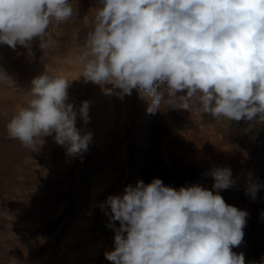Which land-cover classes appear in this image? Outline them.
<instances>
[{
	"label": "clouds",
	"instance_id": "9594fccd",
	"mask_svg": "<svg viewBox=\"0 0 264 264\" xmlns=\"http://www.w3.org/2000/svg\"><path fill=\"white\" fill-rule=\"evenodd\" d=\"M82 51L75 61L85 82L123 98L133 89L148 99L147 113L162 105L209 115L227 129L233 121L264 123V0H96ZM70 0H0V45L13 50L39 41L71 19ZM0 68V82L8 80ZM70 82L43 72L31 80L25 104L6 125L10 138L31 151L53 136L76 157L92 133L89 102L68 103ZM110 85V87H107ZM212 190L200 184L165 185L159 178L128 185L99 204L114 231L111 264H245L234 252L244 242L249 213L226 203L221 190L235 184L229 167L210 170ZM264 187L249 179L246 194ZM119 222V226L116 223ZM260 264H264L261 261Z\"/></svg>",
	"mask_w": 264,
	"mask_h": 264
},
{
	"label": "rangeland",
	"instance_id": "374dc122",
	"mask_svg": "<svg viewBox=\"0 0 264 264\" xmlns=\"http://www.w3.org/2000/svg\"><path fill=\"white\" fill-rule=\"evenodd\" d=\"M70 2L74 10H77V14H74L68 21L59 24L54 23L49 28L51 39L46 49H40L39 41L36 39L31 42L30 47L27 49L17 45V48L13 50L7 45H0V68H2L9 77V80L0 82V162L7 161V164L2 167L3 169L0 168V221H2L0 222V264H111L110 261L105 259L104 253L114 248L115 233L112 228L108 226L109 217L106 216L99 207V204L104 202L107 196L122 195L126 186L131 185L135 187L140 180L147 184L150 183L153 178H159L165 185L176 188L192 184H200L202 186L203 184V187L212 190L213 179L209 174V164L213 160V163H215L214 166L216 167L223 158H225V162L222 161L223 163L221 162L222 164H219L218 167H220V165L221 167H226L228 161L229 164L227 163V165L229 167L231 164V170L234 172V174L232 173V175H234L233 179L235 178L234 180L236 182L232 188L221 190L220 195L223 196L226 203L249 213L247 224L244 229V242L240 247L234 248L233 251L237 253L242 252L244 254L245 264H260L261 261H264V187L260 188L255 198L246 194V188L249 179L264 184V123L245 120L239 122L233 121L230 126L225 129L222 125L223 122L214 120L207 114L201 116L191 115L185 110L168 109L167 105H162L161 110L158 111L160 114L157 112L155 114H149L146 111L148 106L147 97L136 89H133L131 95H127L129 98L124 96L122 98L123 100L112 95L113 104L108 106L106 104V94H102L104 92L100 87L101 93L99 89H97L98 97H95L93 96L95 94L91 91L94 84L91 82H89L91 84L86 83L83 77L81 79L78 77L79 73L81 76L82 69L81 66L74 61L77 53L82 51V45L84 44L86 34L91 27L90 22H86L84 17L79 18L78 16L80 14H86L88 15V17L86 16L87 18L94 17L97 2L96 0H70ZM88 21H91V19H88ZM79 30L82 31V33H80ZM51 51L54 53H51ZM59 51L60 54H58ZM75 52L76 55L74 54ZM54 55L56 56L55 58ZM68 56L74 59L73 62L72 59H70L71 61L69 60ZM59 58H61V60H59ZM67 59L71 63H69ZM77 69H79V71ZM56 71L62 72H58L57 74ZM43 72H47L51 75L57 74L56 76H61L60 74L62 73V76L69 80L71 86L69 85L68 88L69 98L67 102L72 103L73 101L76 103L79 101L78 106H76L77 103H72L76 109H79L81 105L82 101L80 100H83L82 98L85 96L83 100L85 101L88 97L89 117L91 119H89L87 124L79 119V115H77L78 118L76 119V125L82 134L91 132V141L96 140L95 142L92 141V144L90 142L88 146L89 149L86 152L87 155L83 153L76 157L68 156L65 147L55 142L54 134L53 136L44 137L43 139L45 142L37 151H31L23 147L20 142L18 143L15 139L9 137L6 128L7 123L14 115L15 110L19 106L25 104L27 99L25 92L29 90L31 80ZM69 72H76V74L73 73V75ZM77 72L79 73L77 74ZM69 74H72V76ZM78 79L80 80L77 81ZM79 82L83 84L80 85ZM84 83L87 85L89 84L88 87L87 85L85 86ZM77 84L81 87L84 85V88L82 87V89H80L81 87ZM107 87H110V85ZM80 92L82 93L80 94ZM70 93L72 94L70 95ZM88 94L92 95V97L90 95L88 96ZM93 105H95V107ZM167 109L168 111L170 110L169 114ZM126 110L129 114H127L128 112H126ZM163 112L166 113L164 114ZM92 113H94V115ZM112 113L115 116H113ZM184 115L186 118L188 117L187 120ZM182 116L184 118H182ZM162 117H164V119ZM177 117H179L180 120H178L179 118ZM126 119L128 120L126 121ZM181 119H184V122H181ZM102 120L104 124L98 126L99 121ZM156 120H160V122L157 121V124V122H155ZM161 120H163V122ZM201 121L206 122L202 123ZM77 122H80V125ZM170 123L171 126H169ZM199 125H202L203 129L199 127ZM165 126L168 127V129ZM183 127L188 129L182 130L185 129ZM198 127L199 130L197 129ZM212 127L215 128V130ZM209 128H211V130ZM176 130L177 132L182 130V133H184L183 136L182 133L179 134ZM194 131L204 134L203 136L202 134L201 136L200 134H195L194 137ZM172 132L177 133L176 136L178 137L173 140L174 142L171 141ZM212 132L216 135L214 134L213 136ZM110 133L112 135L114 134L113 136L115 137H111L112 135ZM180 136L183 139L181 141ZM108 138H110V140ZM164 138L165 140L162 142ZM123 139L125 140L123 141ZM189 139L190 141L193 140L192 143ZM196 139L198 141L200 139V143L198 141L194 142ZM213 140L216 141L214 142ZM224 140L226 141L224 142ZM179 143L181 145H179ZM185 143L186 146L189 147H186ZM201 144L203 146L207 144L208 147L207 145L202 147ZM18 145L23 147V151L20 152V154H18L19 152L17 153ZM190 146L192 149L195 147L199 149L197 150L195 148L192 150ZM164 147L165 150H163ZM171 148L173 150H171ZM122 149L123 153L121 154ZM200 149H202L204 153L206 152V155L204 154L203 156L202 150ZM216 149L219 150L217 151ZM167 150L170 152H167ZM212 150L216 152L215 155L211 153L213 152ZM12 151L16 153L14 154ZM190 152L193 154L201 153L200 155L205 157H202L204 164H201V161H190L188 156L191 155ZM217 152H219L220 155ZM226 152L227 154H225ZM118 154H120V156H117ZM167 154L169 156H167ZM83 155L85 156L83 157ZM213 155L218 156L214 157ZM239 155L240 157H238ZM183 157L185 158L182 159ZM8 158H10V160H8ZM119 158L123 160L121 161ZM167 158L169 159L166 162ZM213 158H216V160ZM230 159L235 161L231 162ZM208 160H210L209 163ZM157 162L159 164H157ZM163 163L166 166L163 165ZM79 164H81V166ZM87 164H89V166ZM108 164L110 165L108 166ZM168 165L172 167L170 168ZM167 166L170 169H168ZM240 166L241 173L238 169ZM242 166L245 168H242ZM159 168L160 170H158ZM85 169L89 170L86 171ZM236 175L240 177H238L239 180L236 179ZM114 223H116L117 227L119 226V222Z\"/></svg>",
	"mask_w": 264,
	"mask_h": 264
},
{
	"label": "bare ground",
	"instance_id": "6f19581e",
	"mask_svg": "<svg viewBox=\"0 0 264 264\" xmlns=\"http://www.w3.org/2000/svg\"><path fill=\"white\" fill-rule=\"evenodd\" d=\"M87 2H88V1H87ZM90 5H91V4H90ZM82 12H83V11H82ZM84 13H85V12H84ZM94 13H95V12H94ZM85 16L88 17V15H86V14H80L78 17L80 18V17H85ZM92 18H93V17H90V18H88V19H92ZM75 19H76V18H75ZM76 21H77V20H76ZM80 21H81V19H80ZM82 21H83V20H82ZM78 26H79V25H78ZM80 30H81V29H80ZM80 30H79V32L82 33V31H80ZM82 30H83V29H82ZM83 32H84V31H83ZM84 36H85V35H84ZM84 36H83V37H84ZM82 39H83V38H82ZM76 40H77V39H76ZM77 43H79V42H77ZM69 44H70V43H69ZM82 44H83V43H82ZM61 45H62V44H61ZM67 46H68V44H67ZM1 48H2V47H1ZM1 50H2V49H1ZM6 50H7V49H6ZM53 50H54V49H53ZM11 51H12V50H11ZM73 51H74V50H73ZM78 51H79V49H78ZM2 52H3V51H2ZM55 52H56V50H55ZM68 52H69V51H68ZM79 52H80V51H79ZM51 53H54V52L51 51ZM58 54H60V51H59ZM66 54H68V53H66ZM74 54L76 55V52H75ZM77 54H78V53H77ZM25 56H26V55H25ZM62 56H63V55H62ZM62 56H61V57H62ZM70 56H71V55H70ZM55 57H56V56L54 55V58H55ZM68 57H69V56H68ZM62 58H63V57H62ZM70 59H72V57H71V58L69 57V60H70ZM0 60H1V59H0ZM57 60H58V58H57ZM59 60H61V58H59ZM73 60H74V59H72V62H73ZM28 61H29V60H28ZM54 61H55V60H54ZM67 61H68V59H67ZM70 61H71V60H70ZM74 61H75V60H74ZM65 62H66V61H65ZM68 62H69V61H68ZM68 62H67V63H68ZM4 63H5V61H4ZM69 63H71V62H69ZM69 63H68V64H69ZM74 63H75V62H74ZM59 64H60V63H59ZM76 64H77V63H76ZM61 65H62V64H61ZM64 65H65V64H64ZM66 65H67V64H66ZM66 65H65V66H66ZM49 66H50V64H49ZM54 66H55V65H54ZM59 66H60V65H59ZM67 66H68V65H67ZM70 66H71V65H70ZM73 66H75V65H73ZM76 66H78V65H76ZM79 66H80V65H79ZM50 67H51V66H50ZM32 68H33V67H32ZM70 68H71V67H70ZM77 68H78V67H77ZM79 68H80V67H79ZM81 69H82V68H81ZM5 70H6V69H5ZM73 70L76 71L75 69H73ZM77 70L79 71V69H77ZM63 71H64V70H63ZM70 71H72V70H70ZM80 71H81V70H80ZM28 72H29V71H28ZM53 72H54V70H53ZM56 72H57V74H58V72H62V71H56ZM66 72H67V70H66ZM69 73H72V72H69ZM73 73L76 74V72H73ZM73 73H72V74H73ZM78 73H79V72H77V74H78ZM19 74H20V73H19ZM54 74H55V73H54ZM57 74H56V75H57ZM59 74H60V73H59ZM72 74H69V75L72 76ZM74 74H73V75H74ZM81 74H82V72H81ZM10 75H12V74H10ZM60 75L62 76V73H61ZM65 76H67V75H65ZM77 76H78V75H77ZM77 76H75V77H77ZM73 77H74V76H73ZM78 77H80V79L82 78V76H80V73H79V76H78ZM11 78H12V77H11ZM13 79H14V77H13ZM72 79H75V78H72ZM80 79H78L77 81H79ZM8 80H9V79H8ZM14 80H15V79H14ZM21 80H22V79H21ZM30 80H31V79H30ZM70 80H71V79H70ZM12 81H13V80H12ZM17 81H18V80H17ZM68 81H69V80H68ZM74 81H76V80H74ZM77 81H76V82H77ZM82 81H83V79H82ZM9 82H10V81H9ZM84 82H85V81H84ZM30 83H31V82H30ZM77 83H78V82H77ZM79 83H80V82H79ZM86 83H89V82H86ZM86 83H84L85 86L87 85ZM91 83H92V82H91ZM91 83H89V84H91ZM7 84H8V83H7ZM82 84H83V83H82ZM82 84L80 83V85H82ZM89 84H88V85H89ZM92 84H94V83H92ZM74 85H75V84H74ZM77 85H79V84H77ZM77 85H76V87H77ZM80 85H79V87H81ZM84 85L82 86L83 88H84ZM88 85H87V87H88ZM8 86H9V85H8ZM70 86H71V85H70ZM92 86H93V85H92ZM108 86H109V85H108ZM26 87H27V86H26ZM74 87H75V86H74ZM74 87H73V88H74ZM82 87H81L80 89H82ZM99 87H100L99 85L94 84V86H93V88H92V90H91V91L93 92V94H95V95H93V96L98 97L97 89H99ZM77 88H78V87H77ZM100 88H101V87H100ZM17 89H18V88H17ZM87 90H88V89H87ZM21 91H23V90H21ZM89 91H90V90H89ZM89 91H88V92H89ZM99 91H100V93H101V90H100V89H99ZM92 92H91V94H92ZM81 93H82V92H80V94H81ZM71 94H72V93H70V95H71ZM77 94H79V93H77ZM102 94H104V93H102ZM102 94H101V95H102ZM131 94H132V93H131ZM70 95H69V96H70ZM75 95H76V94H75ZM75 95H74V96H75ZM89 95H90V94H88V96H89ZM101 95H100V96H101ZM74 96H73V97H74ZM77 96H78V95H77ZM90 96L92 97V95H90ZM103 96H104V95H103ZM126 96H127V95H126ZM128 96H129V95H128ZM128 96H127V97H128ZM82 97H83V96H82ZM82 97H81V98H82ZM106 97H107V98H106V104H107L108 106H111V105L113 104L112 95H106ZM130 97H131V96H130ZM71 98H72V97H71ZM74 98H75V97H74ZM79 98H80V96H79ZM79 98H78V100H79ZM87 98H88V97H87ZM87 98H86V100H87ZM101 98H102V97H101ZM128 98H129V97H128ZM133 98H134V97H133ZM143 98H144V97H143ZM82 99L84 100V99H85V96H84V98H82ZM118 99H120V98H118ZM125 99H126V98H125ZM130 99H131V98H130ZM134 99H136V98H134ZM83 100H80V101H83ZM103 100H104V98H103ZM115 100H116V99H115ZM122 100H123V99H122ZM122 100H121V101H122ZM127 100H129V99H127ZM127 100H126V101H127ZM131 100H132V99H131ZM71 101H72V100H71ZM96 101H97V100H96ZM101 101H102V100H101ZM126 101H124V102L127 103ZM69 102H70V101H69ZM78 102H79V101H78ZM78 102H76V103H77V104H76L75 102L72 101V103H73V104L75 103L76 106H78ZM122 102H123V101H122ZM122 102H118V103H122ZM129 102H130V101H129ZM97 103H98V102H97ZM79 104H80V103H79ZM92 104H94V103H92ZM123 104H124V103H123ZM123 104H122V105H123ZM101 105H102V104H101ZM128 105H129V104H128ZM93 106L95 107V105H93ZM108 106H107V107H108ZM130 106H131V105H130ZM114 107H115V106H114ZM114 107H113V108H114ZM121 107H123V106H121ZM98 108H99V107H98ZM98 108H97V109H98ZM131 108H132V107H131ZM167 108H168V107H167ZM91 109H92V108H91ZM127 109H128V108H127ZM168 109H169V108H168ZM168 109H167V112H168V114H169V111H170V110L168 111ZM170 109H171V108H170ZM77 110H78V109H77ZM94 110H95V108H94ZM99 110H100V109H99ZM116 110H117V109H116ZM131 110H133V109H131ZM175 110H178V109H175ZM90 111H91V110H90ZM129 111H130V110H129ZM92 112H93V111H92ZM102 112H103V111H102ZM126 112H128V111L126 110ZM126 112H125V113H126ZM133 112H134V111H133ZM175 112H177V111H175ZM110 113H111V112H110ZM117 113H118V112H117ZM123 113H124V112H123ZM157 113H158V112H157ZM163 113L165 114L166 112H163ZM172 113H173V112H172ZM177 113H178V112H177ZM183 113H184V112H183ZM183 113H182V115H183ZM92 114L94 115V113H92ZM112 114H113V113H112ZM127 114H129V112H128ZM130 114H131V113H130ZM158 114H160V113H158ZM186 114H187V113H186ZM110 115H111V114H110ZM124 115H125V114H124ZM132 115H133V114H132ZM132 115H131V116H132ZM175 115H176V114H175ZM187 115H188V114H187ZM191 115H192V114H191ZM111 116H112V115H111ZM113 116H115V115L113 114ZM157 116H158V115H157ZM164 116H165V115H164ZM179 116H180V115H179ZM208 116H209V115H208ZM94 117H95V116H94ZM125 117H126V116H125ZM180 117H181V116H180ZM184 117H185V115H184ZM184 117L182 116V118H184ZM192 117H193V116H192ZM77 118H78V116H77ZM110 118H111V117H110ZM115 118H116V117H115ZM123 118H124V117H123ZM126 118H127V117H126ZM133 118H134V117H133ZM162 118L164 119V117H162ZM166 118H167V117H166ZM166 118H165V119H166ZM170 118H171V117H170ZM177 118H179V117H177ZM185 118H186V117H185ZM194 118H195V117H194ZM79 119H80V118H79ZM90 119H91V118H90ZM113 119H114V118H113ZM167 119H168V118H167ZM172 119H173V118H172ZM174 119H175V118H174ZM187 119H188V117L186 118V120H187ZM191 119H192V118H191ZM191 119H190V120H191ZM198 119H199V118H198ZM95 120H96V119H95ZM127 120H128V119H126V121H127ZM178 120H180V118H179ZM181 120H182V119H181ZM183 120H184V119H183ZM183 120H182L181 122H184ZM194 120H195V119H194ZM196 120H197V119H196ZM206 120H207V119H206ZM76 121H77V120H76ZM92 121H93V120H92ZM104 121H105V120H104ZM117 121H118V120H117ZM124 121H125V120H124ZM132 121H133V120H132ZM132 121H131V124H132ZM157 121H158V120H156L155 122H157ZM161 121L163 122V120H161ZM166 121H167V120H166ZM166 121H164V122H166ZM88 122H89V121H88ZM105 122H106V121H105ZM111 122H112V121H111ZM111 122H110V123H111ZM114 122H115V121H114ZM122 122H123V121H122ZM158 122H160V120H159ZM158 122H157V124H158ZM162 122H161V123H162ZM177 122H178V121H177ZM194 122H195V121H194ZM194 122H193V123H194ZM201 122H202V121H201ZM205 122H206V121H205ZM205 122L203 121L202 123H205ZM207 122H208V121H207ZM209 122H210V121H209ZM211 122H212V120H211ZM219 122H220V121H219ZM77 123H78V122H77ZM82 123H83V122H82ZM92 123H93V122H92ZM96 123H97V122H96ZM108 123H109V122H108ZM168 123H169V122H168ZM173 123H175V122H173ZM187 123H188V122H187ZM196 123H197V122H196ZM202 123H201V124H202ZM78 124L80 125V122H79ZM100 124H101V125L104 124L103 120H102V121H99L98 126H99ZM118 124H119V122H118ZM155 124H156V123H155ZM162 124H163V123H162ZM165 124H166V123H165ZM175 124H176V123H175ZM177 124H178V123H177ZM179 124H180V121H179ZM94 125H96V124H94ZM111 125H112V124H111ZM121 125H122V124H121ZM166 125H167V124H166ZM184 125H185V124H184ZM203 125H204V124H203ZM207 125H208V124H207ZM222 125H223V124H222ZM103 126H105V125H103ZM125 126H126V124H125ZM130 126H131V125H130ZM161 126H162V125H161ZM161 126H160V127H161ZM169 126H171V123L169 124ZM185 126H186V125H185ZM190 126H191V125H190ZM190 126H187V127H190ZM192 126H193V124H192ZM76 127H77V125H76ZM109 127H110V126H109ZM165 127H166V126H165ZM176 127H177V126H176ZM180 127H181V126H180ZM199 127H202V125H201V126L199 125ZM199 127L197 128L198 130H199ZM206 127H207V126H206ZM208 127H209V126H208ZM77 128H78V127H77ZM83 128H84V127H83ZM83 128H82V129H83ZM88 128H89V127H88ZM96 128H97V127H96ZM114 128H115V127H114ZM129 128H130V127H129ZM161 128H162V127H161ZM166 128L168 129V127H166ZM169 128H171V127H169ZM172 128H175V127H172ZM183 128H185V127H183ZM212 128H213V127H212ZM224 128H225V127H224ZM90 129H91V127H90ZM94 129H95V128H94ZM94 129H93V130H94ZM99 129H100V127H99ZM105 129H106V128H105ZM126 129H127V128H126ZM130 129H131V128H130ZM162 129H163V128H162ZM176 129H178V128H176ZM186 129H188V128H185V129H182V130H186ZM202 129H203V127H202ZM202 129H201V130H202ZM209 129L211 130V128H209ZM213 129L215 130V128H213ZM110 130H112V129H110ZM113 130H114V129H113ZM123 130H124V129H123ZM154 130H155V129H154ZM178 130H180V129H178ZM182 130H181L180 132L178 131L179 134L182 133ZM82 131H83V130H82ZM87 131H88V129H87ZM91 131H92V129H91ZM108 131H109V130H108ZM116 131H117V130H116ZM162 131H163V130H162ZM170 131H171V129H170ZM170 131H169V132H170ZM172 131H175V130H172ZM208 131H209V130H208ZM216 131H217V130H216ZM216 131H214V132H216ZM83 132H84V131H83ZM96 132H97V131H96ZM100 132H101V131H100ZM158 132H159V131H158ZM165 132H166V131H165ZM176 132H177V130H176ZM178 132H177V133H178ZM194 132H195V131H194ZM81 133H82V132H81ZM112 133H113V132H112ZM123 133H124V132H123ZM177 133H175V132H172V133H171V141H172V142H174L173 140H175L176 138H178V137L176 136ZM210 133H211V132H210ZM110 134H111V133H110ZM125 134H126V133H125ZM127 134H128V133H127ZM164 134H165V133H164ZM179 134H178V135H179ZM183 134H184V133H182V136H183ZM190 134H191V133H190ZM193 134H194V137H195V134H198V135L200 134V136H201L202 133H201V132H200V133L195 132V133H193ZM203 134H204V133H203ZM203 134H202V136H203ZM206 134H207V133H206ZM206 134H205V136H206ZM212 134H213V136H214L215 133L212 132ZM111 135H112V134H111ZM113 135H114V134H113ZM113 135H112L111 137H115V136H113ZM132 135H133V134H132ZM158 135H159V134H158ZM160 135H161V134H160ZM186 135H187V134H186ZM215 135H216V134H215ZM93 136H94V134H93ZM100 136H101V133H100ZM123 136H124V135H123ZM190 136H192V135H190ZM213 136H211V137H213ZM218 136H219V135H218ZM96 137H97V136H96ZM98 137H99V136H98ZM128 137H129V136H128ZM132 137H133V136H132ZM155 137H156V136H155ZM162 137H163V136H162ZM165 137H166V136H165ZM211 137H210V138H211ZM216 137H217V136H216ZM93 138H94V137H93ZM99 138H100V137H99ZM101 138H102V137H101ZM126 138H127V137H126ZM126 138H125V139H126ZM180 138H181V139H180ZM180 138H179L180 141L183 140L181 136H180ZM191 138H192V137H191ZM197 138H198V137H197ZM207 138H208V136H207ZM217 138H218V137H217ZM108 139L110 140V138H108ZM118 139H119V138H118ZM118 139H115V140H118ZM120 139H121V137H120ZM125 139H123V141H124ZM153 139H155V138H153ZM161 139H162V138H161ZM179 139H178V140H179ZM205 139H206V138H205ZM208 139H209V138H208ZM212 139H213V138H212ZM99 140H100V139H99ZM99 140H97V141H99ZM128 140H129V139H128ZM164 140H165V138L162 140V142H163ZM217 140H218V139H217ZM222 140H223V139H222ZM92 141H94V140H92ZM92 141H91V144H92ZM95 141H96V140H95ZM95 141H94V142H95ZM153 141H154V140H153ZM159 141H160V140H159ZM185 141H186V140H185ZM185 141H183V142H185ZM187 141H188V139H187ZM189 141H190V139H189ZM192 141H193V140H192ZM192 141H190V142L192 143ZM195 141L197 142L198 140L196 139V140H194V142H195ZM199 141H201V140L199 139ZM199 141H198V142H199ZM213 141H214V140H213ZM215 141H216V140H215ZM215 141H214V142H215ZM218 141H219V140H218ZM225 141H226V140H224V142H225ZM16 142L19 143L18 140H16ZM121 142H122V141H121ZM125 142H126V141H125ZM162 142H161V143H162ZM206 142H207V141H206ZM211 142H212V141H211ZM13 143H15V142H13ZM103 143H104V141H103ZM112 143H114V142H112ZM157 143H158V142H157ZM159 143H160V142H159ZM170 143H171V142H170ZM188 143H189V142H188ZM191 143H190V144H191ZM199 143H200V142H199ZM204 143H205V142H204ZM216 143H218V142H216ZM115 144H116V143H115ZM117 144H118V143H117ZM122 144H123V142H122ZM162 144H163V143H162ZM182 144H183V143H182ZM190 144H189V145H190ZM207 144H208V142H207ZM207 144H205L204 146H203L202 144H201V145H202V147H205ZM214 144H215V143H214ZM108 145H109V144H108ZM119 145H120V144H119ZM167 145H168V144H167ZM169 145H170V144H169ZM179 145H181V144L179 143ZM183 145H184V144H183ZM183 145H182V146H183ZM208 145H209V144H208ZM208 145H207V147H208ZM217 145H218V144H217ZM18 146H19V145H18ZM102 146H103V145H102ZM115 146H116V145H115ZM117 146H118V145H117ZM165 146H166V145H165ZM172 146H173V145H172ZM175 146H177V145H175ZM185 146H186V143H185ZM191 146H192V144H191ZM191 146H190V148L192 149ZM195 146H197V145H195ZM198 146H199V145H198ZM210 146H212V145H210ZM9 147H12V146H9ZM108 147H109V146H108ZM108 147H107V148H108ZM113 147H114V146H113ZM153 147H154V146H153ZM158 147H159V146H158ZM168 147H169V146H168ZM186 147H189V146H186ZM215 147H216V146H215ZM111 148H112V147H111ZM115 148H116V147H115ZM126 148H127V147H126ZM159 148H160V147H159ZM159 148H158V150H159ZM162 148H163V147H162ZM174 148H175V147H174ZM179 148H180V147H179ZM195 148L197 149V147H195ZM195 148H193L192 150H194ZM211 148H212V147H211ZM220 148H221V147H220ZM22 149H23V147L19 146L18 149H17V153L19 152L18 154H20V152L23 151ZM88 149H89V148H88ZM112 149H113V148H112ZM112 149H111V150H112ZM127 149H128V148H127ZM180 149H181V148H180ZM186 149H187V148H186ZM188 149H189V148H188ZM198 149H199V148H198ZM198 149H197V150H198ZM202 149H203V148H202ZM202 149H200V150H202ZM204 149H205V148H204ZM227 149H228V148H227ZM25 150H26V149H25ZM103 150H104V149H103ZM125 150H126V149H125ZM155 150H156V149H155ZM163 150H165V147H164ZM168 150H169V149H168ZM168 150H167V152H170V151H168ZM171 150H173V149L171 148ZM175 150H176V149H175ZM207 150H208V149H207ZM216 150H217V149H216ZM218 150H219V149H218ZM218 150H217V151H218ZM126 151H127V150H126ZM153 151H154V150H153ZM161 151H162V150H161ZM176 151H178V150H176ZM186 151H187V150H186ZM205 151H206V149H205ZM208 151H209V150H208ZM208 151H207V152H208ZM212 151H213V150H212ZM214 151H215V149H214ZM214 151H213V152H214ZM6 152H7V151H6ZM12 152H13V151H12ZM102 152H103V151H102ZM106 152H107V151H106ZM114 152H115V151H114ZM167 152H165V153H167ZM182 152H183V151H182ZM182 152H180V153H182ZM192 152H193V151H192ZM197 152H198V151H197ZM209 152H210V151H209ZM213 152H211V153L215 155L216 152H214V153H213ZM13 153H14V152H13ZM15 153H16V152H15ZM15 153H14V154H15ZM112 153H113V152H112ZM112 153H111V154H112ZM122 153H123V149H122L121 154H122ZM160 153H161V152H160ZM163 153H164V151H163ZM171 153H172V152H171ZM187 153H189V152H187ZM190 153H191V152H190ZM202 153H203V156H204V154L206 155V152L204 153L203 150H202ZM211 153H209V154L212 155ZM217 153H219V152H217ZM10 154H11V152H10ZM14 154H13V155H14ZM116 154H117V153H116ZM154 154H155V153H154ZM172 154H173V153H172ZM183 154H184V153H183ZM195 154H196V153H194V154L191 153V155H188V154H187V155L189 156L190 161H192V162H195V161H201V164H202V163L204 164V161H203L202 159L205 158V157L201 156V155H200L201 153H197L196 155H195ZM222 154H223V153H222ZM225 154H227V152H226ZM236 154H237V153H236ZM86 155H87V153H86ZM99 155H100V154H99ZM99 155H98V156H99ZM103 155H104V154H103ZM103 155H102V156H103ZM109 155H110V154H109ZM126 155H127V153H126ZM158 155H159V151H158ZM163 155H164V154H163ZM165 155H166V154H165ZM170 155H171V154H170ZM174 155H175V154H174ZM176 155H177V154H176ZM187 155H186V156H187ZM214 155H213V156H214ZM219 155H220V153H219ZM232 155H234V154H232ZM84 156H85V155H83V157H84ZM104 156H105V155H104ZM117 156H120V154H118ZM117 156H116V157H117ZM121 156H122V155H121ZM128 156H129V155H128ZM161 156H162V155H161ZM167 156H169V155L167 154ZM182 156H183V155H182ZM182 156H181V157H182ZM188 156H187V158H188ZM207 156H208V154H207ZM217 156H218V155H216V156H214V157H217ZM91 157H92V155H91ZM91 157H89V158H91ZM125 157H126V156H125ZM164 157H165V156H164ZM202 157H203V158H202ZM210 157H211V156H210ZM238 157H240V155H239ZM238 157H237V158H238ZM242 157H243V156H242ZM89 158H88V159H89ZM97 158H98V157H97ZM99 158H100V157H99ZM123 158H124V157H123ZM162 158H163V157H162ZM165 158H166V157H165ZM184 158H185V157H183L182 159H184ZM244 158H245V157H244ZM119 159H120V158H119ZM168 159H169V158L166 159V162H167ZM170 159H171V156H170ZM208 159H209V156H208ZM213 159L216 160V158H213ZM224 159H225V158H223L222 161H224ZM235 159H236V158H235ZM8 160H10V158H8ZM91 160H92V159H91ZM91 160H90V161H91ZM93 160H94V159H93ZM95 160H96V157H95ZM111 160H112V158H111ZM114 160H115V159H114ZM114 160H113V161H114ZM120 160H121V159H120ZM122 160H123V159H122ZM122 160H121V161H122ZM160 160H161V159H160ZM162 160H163V159H162ZM174 160H175V159H174ZM210 160H211V159H210ZM210 160H208V163H209ZM226 160H227V159H226ZM230 160H231V159H230ZM233 160H234V159H233ZM238 160H239V158H238ZM83 161H84V160H83ZM115 161H116V160H115ZM115 161H114V162H115ZM164 161H165V160H164ZM187 161L189 162L188 159H187ZM202 161H203V162H202ZM222 161H221V162H222ZM234 161H235V160H234ZM234 161L231 160V162H234ZM6 162H7V161H6ZM6 162H0V168L4 167V166L7 164ZM101 162H102V161H101ZM141 162H142V161H141ZM181 162H182V161H181ZM183 162H184V161H183ZM206 162H207V161H206ZM213 162H214V161L212 160V162H211L212 164H211V163H210L211 165L209 164V167H208L209 172H210V170L217 168L219 164H222V163H223V162L221 163V162L219 161L220 163H219V162H218L219 164L216 163L217 166L215 167V166H214L215 163H213ZM224 162H225V161H224ZM239 162H241V161H239ZM239 162H238V163H239ZM80 163H81V162H80ZM93 163H94V162H93ZM95 163H96V161H95ZM105 163H106V162H105ZM110 163H111V161H110ZM118 163H119V162H118ZM125 163H126V162H125ZM125 163H124V164H125ZM127 163H128V162H127ZM170 163H171V161H170ZM227 163H228V161H227ZM227 163H226V167H228ZM244 163H245V162H244ZM114 164H115V163H114ZM119 164H120V163H119ZM157 164H159V163L157 162ZM171 164H172V163H171ZM228 164H229V163H228ZM239 164H240V163H239ZM241 164H242V163H241ZM79 165L81 166V164H79ZM87 165L89 166V164H87ZM103 165H104V164H103ZM109 165H110V164H108V166H109ZM112 165H113V164H112ZM125 165H127V164H125ZM161 165H162V164H161ZM163 165H165V164L163 163ZM181 165H182V164H181ZM181 165H180V166H181ZM184 165H185V164H184ZM187 165H188V164H187ZM194 165H195V164H194ZM234 165H235V164H234ZM94 166H96V165H94ZM97 166H98V165H97ZM99 166H100V165H99ZM105 166H106V165H105ZM165 166H166V165H165ZM168 166H169V165H168ZM168 166H167V168H168ZM175 166H176V165H175ZM177 166H178V165H177ZM195 166H197V165H195ZM230 166H231V164H230ZM230 166H229V167H230ZM232 166H233V165H232ZM243 166H245V165H243ZM243 166H242V168H245V167H243ZM169 167H170V166H169ZM171 167H172V166H171ZM171 167H170V168H171ZM190 167H191V166H190ZM192 167H193V165H192ZM197 167H198V166H197ZM204 167H206V166H204ZM220 167H221V165H220ZM98 168H99V167H98ZM101 168H102V166H101ZM161 168H162V167H161ZM170 168H168V169H170ZM176 168H177V167H176ZM230 168H231V167H230ZM2 169H3V168H2ZM78 169H79V168H78ZM81 169H82V168H81ZM102 169H103V168H102ZM188 169H189V168H188ZM191 169H192V168H191ZM191 169H190V170H191ZM238 169H239V171H240V173H241V170H240V169H241V166H240V168H238ZM85 170H86V169H85ZM88 170H89V169H88ZM88 170H86V171H88ZM99 170H101V169H99ZM156 170H157V169H156ZM158 170H160V168H159ZM171 170H172V169H171ZM180 170H181V169H180ZM183 170H184V169H183ZM197 171H198V170H197ZM239 171H238V172H239ZM157 172H158V171H157ZM161 172H162V171H161ZM185 172H186V170H185ZM192 172H193V171H192ZM199 172H200V171H199ZM242 172H243V170H242ZM5 173H6V172H5ZM232 173L234 174V172H232ZM235 173H236V170H235ZM3 174H4V173H3ZM6 174H7V173H6ZM178 174H179V173H178ZM238 174H239V173H238ZM160 175H161V174H160ZM242 175H243V173H242ZM1 176H4V175H1ZM201 176H202V175H201ZM233 176H234V175H233ZM236 176H237V175H236ZM238 177H239V176H237L236 179H238ZM204 178H205V177H204ZM207 178H209V177H207ZM239 178H240V177H239ZM242 178H243V177H242ZM242 178H241V179H242ZM234 179H235V178H234ZM206 180H207V179H206ZM208 180H209V179H208ZM210 180H211V179H210ZM238 180H239V179H238ZM234 181H235V180H234ZM201 182H202V181H201ZM235 182H236V181H235ZM202 183H203V182H202ZM207 183H208V182H207ZM204 185H205V184H204ZM208 185H209V184H208ZM202 186H203V184H202ZM101 187H102V186H101ZM102 188H103V187H102ZM211 189H212V188H211ZM102 195H103V194H102ZM101 198H102V197H101ZM1 212H2V211H1ZM18 216H19V215H18ZM0 218H1V217H0ZM17 218H18V217H17ZM0 222H2V221H0ZM4 222H5V221H4ZM11 222H12V220H11ZM16 224H17V223H16ZM18 224H19V223H18ZM3 230H4V229H3ZM5 233H6V232H5Z\"/></svg>",
	"mask_w": 264,
	"mask_h": 264
}]
</instances>
